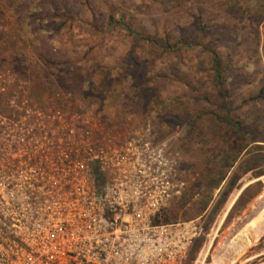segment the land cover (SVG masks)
<instances>
[{
    "label": "rangeland",
    "instance_id": "rangeland-1",
    "mask_svg": "<svg viewBox=\"0 0 264 264\" xmlns=\"http://www.w3.org/2000/svg\"><path fill=\"white\" fill-rule=\"evenodd\" d=\"M127 1L90 0L97 9L94 15L80 7L67 15L66 0H0V70L11 68L19 75L32 76V89L51 99L55 90L71 91L104 110L115 123L135 118L151 122L159 138L179 154L192 183L210 177L207 166L206 170L198 166L192 170L189 162L211 159L207 153L211 146L209 133L217 131L215 136L230 148L231 141L225 139L228 130L221 121L227 109L230 107L232 116L251 129L256 123L252 115L264 109L259 101L254 104L242 98L250 92L256 95L264 83V0H188V7L198 6V1L203 6L182 14L168 11L167 5L154 4L152 0H131L132 11L139 9L137 18H145L150 28H163L167 21L180 16L189 19L187 29L198 34L202 44L172 51L136 42L120 27L103 26L102 15L109 13L107 9L121 10ZM234 2L239 3L237 15L227 10ZM194 15L198 19L196 26ZM136 28L142 29L140 23ZM213 49L237 69L233 70L234 77H238L236 83L228 76L231 84L226 94L215 91L205 74L193 72L194 68H203L201 64ZM177 69L180 75L192 74L179 76ZM228 75H232L231 68ZM191 77L194 83L189 81ZM74 83L79 84L78 88L72 86ZM195 85L197 91L193 89ZM228 99L231 103L225 109ZM253 145L230 169L219 166L221 173L228 172L227 177L214 190L207 210L200 214L190 211L188 215L181 211L180 219H198L203 225L193 245L199 248L187 264H264V229L254 231L264 220V169L260 174V168L240 170L234 189L218 213L212 214L222 188L237 174L239 164L242 162L243 168L255 165ZM229 150L230 157L233 152ZM229 157L224 154L225 159ZM248 187L243 204L235 207ZM179 199L167 208L175 206ZM199 200L200 195H195L188 207H197Z\"/></svg>",
    "mask_w": 264,
    "mask_h": 264
},
{
    "label": "built area",
    "instance_id": "built-area-1",
    "mask_svg": "<svg viewBox=\"0 0 264 264\" xmlns=\"http://www.w3.org/2000/svg\"><path fill=\"white\" fill-rule=\"evenodd\" d=\"M0 70V264H186L198 219L156 222L191 178L149 121Z\"/></svg>",
    "mask_w": 264,
    "mask_h": 264
},
{
    "label": "trees",
    "instance_id": "trees-1",
    "mask_svg": "<svg viewBox=\"0 0 264 264\" xmlns=\"http://www.w3.org/2000/svg\"><path fill=\"white\" fill-rule=\"evenodd\" d=\"M32 2H40V0H31ZM155 4L160 5H167L168 11L174 12L175 14H182L184 12H187L188 10H191L195 7L201 8V4L198 1V6H186L189 4L188 0H167V1H161V0H152ZM64 2V1H63ZM73 3V5H71ZM81 5H78V4ZM133 4V1L129 0L126 3H124L123 9L116 10L114 7H109L108 14L102 15L103 20V26H109V27H120L124 29L129 36H131L134 41H143L149 44H153L156 46V48L161 49L162 51H172L177 49H183V47L187 50H190L189 48H194L198 46L199 44H202L198 38V34L194 33L193 31L190 32L187 27V22L189 21L188 18H185V20L181 19L182 16L177 17L173 19V21H167L163 28L159 26H154L152 28L148 27L145 23V18L138 19L137 14L139 13V9H136L135 11H132L131 6ZM152 4V5H154ZM37 5H40V3H37ZM65 5L67 6V15L70 13L71 9H75L77 7L82 8V10L90 11L93 15L95 14L96 10L95 7L91 4L90 0H66ZM228 12L237 15L239 11V3L234 2L231 5H228L227 7ZM117 12H120L121 18L117 19ZM171 12V13H172ZM168 16V15H167ZM229 20H231V15H229ZM193 19V25L196 26V23H198L197 17L194 15L192 17ZM140 20V21H139ZM141 20H143V23L141 24ZM183 22H180V21ZM140 23L142 26V29L136 28V25ZM232 22L229 21L228 24H231ZM152 25H154L152 23ZM225 25V23H223ZM223 29V28H222ZM163 30V31H162ZM198 30V29H197ZM195 29V32L197 31ZM212 63V65L209 67L208 63ZM203 68L197 69L194 68L195 74H205L206 79L209 80L212 83V88L221 93H228V86L231 84V82H228V76L233 77V83L237 82L238 77H234L233 73L235 70L233 63H230L229 59H222L220 58L218 52L216 49L211 50V54H208V57L206 58V61L201 64ZM207 66L209 67V70H207ZM232 70V75H228L229 70ZM178 70V75L182 76V74L185 76H189L192 73L191 72H183L181 75L180 70ZM234 70V71H233ZM189 81L192 82L193 78H189ZM194 83V81L192 82ZM209 85V84H208ZM207 85V86H208ZM75 88H78L79 84L74 83L72 84ZM232 86V85H231ZM195 91L198 90L197 85L193 87ZM250 92V91H248ZM243 100L245 102H251L256 104L257 101H259V104H264V83L262 85V88L260 91L254 95L251 92L249 94L243 95ZM230 99L226 100L225 102V109H227V106H230L231 101ZM255 101V102H252ZM253 118H256V123L254 128H250L249 125H244L240 120L235 119L234 116H232V109L229 107L227 109V113L224 114V116L221 117V121L223 124L226 125L227 132V138L230 142V148L233 152L232 155H228L229 153V147H224L222 145L221 138L219 139L215 133H209L211 140V146L207 149V153L211 154V159H208V161L199 163L197 162H189L190 168L197 170L198 166L199 168H203L206 170L209 168L211 170V176L210 177H201V179L198 180V182H191L190 186L186 190L183 196L180 197L179 202L173 206L172 208H165L161 214L157 217L156 222H173L180 220V213L183 212L184 215L190 214L189 212L193 214H198L199 212H203L207 210L209 204L211 201H213L214 196V190L220 186V184L226 179L227 177V171H224V173H221L219 170V166H222V168L225 167V169H230V167L234 166L235 162L240 157L241 153L245 151L251 144H254L251 151L252 158L255 161V165H247L245 168L242 166V162L239 164L237 170V174L235 173L231 178L227 180V183L222 188L220 193V198L218 199V202L216 206L212 209V214L215 216L222 205L227 200L228 196L230 195L231 191L235 187V181L237 178L239 179L240 170L247 171L248 168H260L259 174L263 172L264 169V109L258 111L255 115H252ZM156 130V129H155ZM158 136H160L159 131H157ZM218 133V132H217ZM262 143V144H261ZM209 151V152H208ZM224 152V153H223ZM224 154H226L229 158L225 159ZM204 166V167H203ZM249 169V170H250ZM190 171V169H189ZM245 173V172H244ZM258 174V175H259ZM196 189V190H195ZM249 187L244 190V192L241 194L239 199L237 200L235 207L243 204L245 200V195L248 191ZM195 195H200V200L198 202L197 207H188V205L192 202V198L195 197ZM197 203V201H196ZM199 213V214H200ZM200 242V241H199ZM199 248V245L193 246V249L190 253V256L194 254ZM189 256V259H190ZM188 262V261H187ZM187 264V263H186Z\"/></svg>",
    "mask_w": 264,
    "mask_h": 264
},
{
    "label": "bare ground",
    "instance_id": "bare-ground-1",
    "mask_svg": "<svg viewBox=\"0 0 264 264\" xmlns=\"http://www.w3.org/2000/svg\"><path fill=\"white\" fill-rule=\"evenodd\" d=\"M263 229H264V220L257 227H255L254 231L256 233H260Z\"/></svg>",
    "mask_w": 264,
    "mask_h": 264
}]
</instances>
